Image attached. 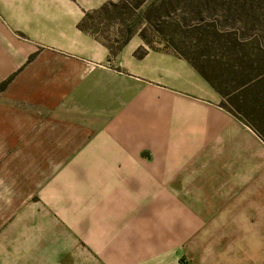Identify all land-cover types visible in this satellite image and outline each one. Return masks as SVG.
Wrapping results in <instances>:
<instances>
[{
  "label": "crops",
  "instance_id": "crops-1",
  "mask_svg": "<svg viewBox=\"0 0 264 264\" xmlns=\"http://www.w3.org/2000/svg\"><path fill=\"white\" fill-rule=\"evenodd\" d=\"M106 1L0 0V264H185L264 187V141L188 61L110 52Z\"/></svg>",
  "mask_w": 264,
  "mask_h": 264
},
{
  "label": "rangeland",
  "instance_id": "rangeland-1",
  "mask_svg": "<svg viewBox=\"0 0 264 264\" xmlns=\"http://www.w3.org/2000/svg\"><path fill=\"white\" fill-rule=\"evenodd\" d=\"M88 1L89 4H93L100 0ZM115 1L116 4H120L121 0H108L106 3L115 4ZM180 1L181 3L174 14L171 16L163 15L161 22L174 25L177 24L178 19L185 18L189 20L190 24L200 22L202 29L207 25L215 24L220 31L225 30L226 34H221L219 39L204 37V42H207L211 48L209 53L212 60L224 62L232 58L231 53L229 54V52H232V45L223 51L219 48L220 42L228 44L232 42L244 44L260 42V44H264V20L260 19V15L264 13V5L260 4L261 0H239L245 3L246 6H243L242 3L237 5V0H216V3L212 4V11H203L202 15L196 17L189 12L190 7L188 6L191 1L196 0ZM121 5L116 10L117 16L115 15V9H112V7H109L103 16L100 15L102 17L99 20L103 19V22L106 23L102 30H105V39L111 37V33L115 31L114 25L116 22L112 19L121 17L118 15L119 11H128L127 7L124 9ZM154 24L155 27L160 26V28L165 26L160 24V20ZM190 26V28L184 26V29L176 27L178 35L175 38L191 46L196 43L198 36L202 33L201 30L195 32L196 27L193 24ZM149 33L152 35L151 31ZM188 45L183 46L184 52H187ZM153 46L156 49L162 48L173 53L172 50L165 47L160 39H154ZM251 47L255 48V46H247L245 54L253 52L254 48ZM144 53L145 50H139L138 55L142 56ZM261 61L264 60L261 58L254 59L253 63L256 65L253 74L257 73L256 67L258 64L260 70L264 69V62ZM230 62L232 66L235 65L234 61ZM244 66L250 68L249 59L246 60ZM209 75L214 78L218 85L222 86L224 92L231 94V96L235 97L245 93L240 104L245 107V111L242 113L243 117L254 124L257 122L259 126L261 123L264 134V80L262 83L259 81L256 86H249L242 90L240 89L243 86L240 84L241 82L231 81L234 76L229 72H209ZM220 106L225 109L230 108L224 101L220 102ZM258 177V180L250 181L247 188L242 191L243 203L239 207L242 208L249 219L244 220L239 217L238 220L217 221L215 236L202 235L198 238L188 239L184 246L185 264H264V187L260 188V173H258ZM242 199L240 200L242 201Z\"/></svg>",
  "mask_w": 264,
  "mask_h": 264
},
{
  "label": "trees",
  "instance_id": "trees-1",
  "mask_svg": "<svg viewBox=\"0 0 264 264\" xmlns=\"http://www.w3.org/2000/svg\"><path fill=\"white\" fill-rule=\"evenodd\" d=\"M196 2L198 3L196 4ZM180 3V0H121L120 4L106 3L100 13L105 14L107 9H109V7H112V9H115L116 15V10L121 4L123 5H121L122 8L125 9L127 7L128 9V11H119L118 15L121 17L112 19L114 22H116L115 24L119 25L120 27L119 30L121 34V40H114L111 42V40L108 39V47L110 49V52L113 54L117 53L124 47V45H126V43L134 34H139L144 42L154 50L156 49L153 46L154 39L162 40L166 48H169L173 51V53L188 61L194 67V69L212 86V88L216 90V92L220 95L221 101H224L230 107L227 108V106V109H225L224 107L222 108L236 117L242 123L245 122L244 124L249 126L264 141V134L262 132L261 123L259 126L257 122L254 124L243 117L242 113L245 111V107L243 104H240L242 96H244L245 93L235 97L231 96V94L224 92L222 86L218 85L215 82L214 78L209 75V72H229L234 76L231 81L241 82L240 84L243 86H241L240 89L242 90L248 88L249 86H256L259 81L260 83H262L264 80V69L260 70L258 64L256 67L257 73L253 74L254 67L256 65L253 62L254 59L257 58H261L264 60V44L262 45L260 44V42L251 44H244L240 42H232L231 44H228L220 42L219 48L220 50L223 49V51L226 48L230 47V45H232V52H229V54L231 53L232 58L224 62L220 60H212L209 53L211 48L209 47V44L207 42H204V37H214L219 39L221 34H226L225 30L220 31L218 26L215 24L207 25V27L202 29V25L199 24L200 22L197 24L192 23L193 26L197 28H195L194 31L197 32L198 30H201L202 33L198 36L196 43L190 46L187 43L185 44V42L176 40L175 37L178 35L177 28L184 29V26L190 28V25L192 24L189 23V20L182 18L180 20H177V24L167 25L166 22H161V19L163 15L171 16L172 14H174V12L178 9ZM214 3H216V0L191 1L188 5L190 7L189 12L195 17L197 15H202L203 11H212V4ZM236 3L237 5H240L241 3L243 6L245 5V3L239 0H237ZM260 4L264 5V0H261ZM260 19L264 20V13L260 15ZM159 20L160 24L165 25L163 26V28H160V26L155 27L154 23L159 22ZM150 31L152 32V35L151 33H149ZM184 45H188V50H186L187 52H184ZM247 46H255V48L251 47L254 48L253 52H250L251 54H245ZM247 59H249V62L251 64L250 68H246L244 66ZM230 61H234L235 65L232 66V63ZM239 116L242 118H240Z\"/></svg>",
  "mask_w": 264,
  "mask_h": 264
}]
</instances>
